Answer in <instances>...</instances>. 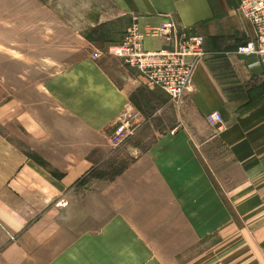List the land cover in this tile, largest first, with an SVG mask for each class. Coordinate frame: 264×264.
<instances>
[{
    "label": "crops",
    "instance_id": "crops-1",
    "mask_svg": "<svg viewBox=\"0 0 264 264\" xmlns=\"http://www.w3.org/2000/svg\"><path fill=\"white\" fill-rule=\"evenodd\" d=\"M239 5L106 0V10L81 34L86 48L70 51L80 58L56 63L43 78L30 76L26 95L36 94L27 96V108L37 109L21 106L19 151L37 153L61 175L32 159L0 160V264H174L203 248L206 238L219 237L233 216L242 218L238 231L264 232V68L236 51L254 36ZM167 17L200 36L205 49L176 102L103 51L132 24L144 34V50L164 47L161 37L145 33ZM9 108L6 99L5 134L13 120ZM128 108L143 122L159 111L166 126L138 128L129 144L133 158L108 185H116L114 192L72 191V152L96 151L100 131H112ZM213 112L220 113L221 126L206 121ZM137 136L157 139L145 145ZM222 183L228 187L222 190ZM72 195L86 206L72 207ZM61 197L67 206L55 204ZM230 200L240 206L230 211ZM245 216L258 220L246 226Z\"/></svg>",
    "mask_w": 264,
    "mask_h": 264
},
{
    "label": "rangeland",
    "instance_id": "rangeland-1",
    "mask_svg": "<svg viewBox=\"0 0 264 264\" xmlns=\"http://www.w3.org/2000/svg\"><path fill=\"white\" fill-rule=\"evenodd\" d=\"M104 5L106 0H0V160H7L15 165V162L20 159H32L39 164H45L44 169L50 174L57 177L61 175L37 153L19 151L22 148L17 135L21 122V106L24 105L26 111L30 112L37 109L34 106L27 108V101L36 94L34 92L26 95L27 81L30 76L37 79L43 78L53 73L57 66L72 62V58H80L70 54V51L72 48H86L81 34L86 31L85 28L90 25V21L100 15L102 9L106 10ZM127 28L126 26L125 32ZM93 32L96 33V31ZM122 41L123 39L120 42ZM113 45L109 44L106 49H103L114 58L110 62L116 64L118 59L126 64L122 57L108 52ZM90 57L97 59L99 52L95 51L92 55L90 53ZM133 69L136 70V68ZM136 72L139 73L138 70ZM27 96L30 99H27ZM6 99L10 102L7 115H13V120L6 127L9 129L7 134H5L4 124ZM39 107L45 115L44 107ZM154 111L155 109H152L151 113ZM155 113L154 117H151L149 113L150 117L148 120L145 119V122L143 118H140L139 127L166 126L164 119L160 116L161 113L159 111ZM65 122L68 123V121ZM208 124L213 126L209 122ZM135 134L122 145L113 147L110 140L112 131L101 130L98 138L95 139L97 143H100L97 144L96 151L72 152V165L77 166L72 167V174L76 178L72 184V191L98 192L103 189L102 191L108 194L114 192L116 185H108L115 182L117 175L123 172L133 158L134 154L130 152L129 144L134 143ZM137 139L144 140L141 143L147 145L149 142H154L157 136H137ZM219 154L224 155V150L220 149ZM55 155L57 156L58 153ZM86 158L94 160L93 163L88 162ZM57 160L61 165L64 164L62 154ZM221 179L224 180V177L221 176ZM101 182L105 185L99 188ZM220 186L223 190L228 187V184L222 183ZM72 197V207L86 206L83 201H77L73 195ZM228 202L230 211L233 207L235 209L240 206V204L237 206L234 204L232 207L231 200ZM236 202L239 203V201ZM55 204L67 206L68 201L62 200L61 197ZM256 219L255 216H245L246 226L256 223L258 220ZM240 222L243 223L240 216H233L232 220L228 221L231 226H224L222 230L225 231H222L219 237L206 238L203 248L199 245L198 249L196 247L180 255L178 257L180 261L174 264H264V232L258 234L251 230L248 233L238 231ZM214 243L217 245L213 248Z\"/></svg>",
    "mask_w": 264,
    "mask_h": 264
},
{
    "label": "built area",
    "instance_id": "built-area-1",
    "mask_svg": "<svg viewBox=\"0 0 264 264\" xmlns=\"http://www.w3.org/2000/svg\"><path fill=\"white\" fill-rule=\"evenodd\" d=\"M239 12L250 23L254 36L240 45L237 53L256 57V63L264 68V0H240ZM145 34L161 37L164 47L155 51L144 50V34L132 24L123 41L111 46L108 52L122 57L128 66L136 68L147 87H159L175 100L186 90L197 61L205 54L204 41L196 33L180 29L170 17L164 18L156 27H150ZM138 118L136 111L124 112L110 138L113 146L122 144L135 132L137 126L134 122ZM206 119L216 126L223 123L218 112L209 114Z\"/></svg>",
    "mask_w": 264,
    "mask_h": 264
},
{
    "label": "bare ground",
    "instance_id": "bare-ground-1",
    "mask_svg": "<svg viewBox=\"0 0 264 264\" xmlns=\"http://www.w3.org/2000/svg\"><path fill=\"white\" fill-rule=\"evenodd\" d=\"M246 42H247V41H246ZM246 42H245V43H246ZM243 44H244V43H243ZM241 45H242V44H241ZM239 46H240V45H239ZM239 46H238V47H239ZM238 47H237V49H238ZM237 49H236V51H237ZM167 95H168V94H167ZM168 97H169V96H168ZM169 98H170V97H169ZM179 98H180V97H179ZM179 98H177V99H175V100H172V101H177ZM170 100H171V99H170ZM130 110L135 111L134 109H131V108H128V109H126L125 111H130ZM125 111H124V112H125ZM124 112H122L121 115H120V116L117 118V120L114 122V125H113L114 127H115V125H116L118 119L124 114ZM136 112H137V111H136ZM139 120H140V115H139L138 121L136 120V121L134 122L135 125L137 126V128H136L135 132H134L130 137H132V136L136 133V131L138 130V128H139ZM206 120H207V119H206ZM210 124H211V123H210ZM212 125H213V124H212ZM220 126H221V125H220ZM114 127H113V130H114ZM113 130H112V132H113ZM130 137H128V139H129ZM128 139H127V140H128ZM127 140H126V141H127ZM123 143H124V142H123ZM123 143H122V144H123ZM122 144H120V145H122ZM118 146H119V145H118ZM113 147H117V146H113Z\"/></svg>",
    "mask_w": 264,
    "mask_h": 264
}]
</instances>
